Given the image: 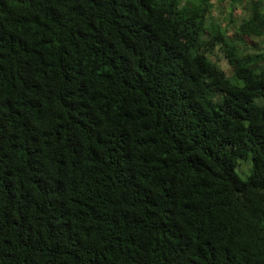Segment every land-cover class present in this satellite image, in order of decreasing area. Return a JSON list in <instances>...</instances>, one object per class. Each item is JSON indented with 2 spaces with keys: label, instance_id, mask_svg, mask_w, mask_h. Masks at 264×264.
<instances>
[{
  "label": "trees",
  "instance_id": "1",
  "mask_svg": "<svg viewBox=\"0 0 264 264\" xmlns=\"http://www.w3.org/2000/svg\"><path fill=\"white\" fill-rule=\"evenodd\" d=\"M254 38L264 0H0V264H264Z\"/></svg>",
  "mask_w": 264,
  "mask_h": 264
},
{
  "label": "rangeland",
  "instance_id": "2",
  "mask_svg": "<svg viewBox=\"0 0 264 264\" xmlns=\"http://www.w3.org/2000/svg\"><path fill=\"white\" fill-rule=\"evenodd\" d=\"M223 7H224V9H226V11H227V7H225V5H223ZM223 7L221 8V9H223ZM234 13H235V16L237 17V18H239L240 17V15H241V9H240V7H235V11H234ZM231 30V29H230ZM232 31V30H231ZM229 35H233V32H230L229 33ZM246 41V40H245ZM246 43L248 44V45H250V41L248 40V41H246ZM251 45H256L255 47H261L262 49H264V39H260V38H254V39H252V43H251ZM219 64H220V66L223 68V69H226L227 68V65L225 64V62L223 61V59L220 57V60H219ZM239 173V172H238Z\"/></svg>",
  "mask_w": 264,
  "mask_h": 264
}]
</instances>
